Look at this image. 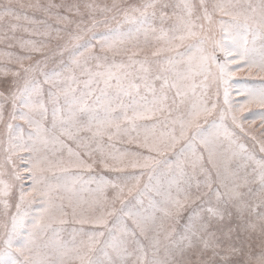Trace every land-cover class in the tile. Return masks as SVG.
I'll use <instances>...</instances> for the list:
<instances>
[{"label":"snow or ice","instance_id":"6c2138e0","mask_svg":"<svg viewBox=\"0 0 264 264\" xmlns=\"http://www.w3.org/2000/svg\"><path fill=\"white\" fill-rule=\"evenodd\" d=\"M0 264H264V0H0Z\"/></svg>","mask_w":264,"mask_h":264},{"label":"rangeland","instance_id":"374dc122","mask_svg":"<svg viewBox=\"0 0 264 264\" xmlns=\"http://www.w3.org/2000/svg\"><path fill=\"white\" fill-rule=\"evenodd\" d=\"M25 2H26V0H25ZM57 2H59V0H57Z\"/></svg>","mask_w":264,"mask_h":264}]
</instances>
